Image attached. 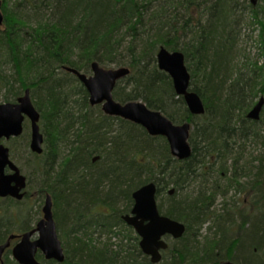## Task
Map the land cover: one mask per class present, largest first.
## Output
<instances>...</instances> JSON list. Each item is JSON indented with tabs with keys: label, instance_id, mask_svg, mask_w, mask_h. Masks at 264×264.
<instances>
[{
	"label": "trees",
	"instance_id": "obj_1",
	"mask_svg": "<svg viewBox=\"0 0 264 264\" xmlns=\"http://www.w3.org/2000/svg\"><path fill=\"white\" fill-rule=\"evenodd\" d=\"M68 6L62 9L63 13L55 23L39 22L36 25L32 19L25 20L21 15L16 16L18 20L7 18V15L8 29L1 32L0 37V90H6L5 100L16 99L24 89L31 88L34 97L40 98L35 103L42 112L43 120L55 125L51 126L53 129L47 135L58 152L60 146H81L79 150L75 148L74 155L70 156L73 161L61 163L68 165L74 162L80 170L73 183L63 178L61 172L50 174L45 163V170L38 171L42 179L40 193L49 191L54 198L61 197V220L63 224L72 225L76 221L68 215L67 206L78 215L81 211L78 208L86 206L88 209L90 205L98 204L93 195L105 189L109 195L107 203L112 207L120 197L126 198L131 205L132 191L146 182L155 181L159 187L158 194L170 201L171 206L168 209L163 207L164 212L185 222L188 227L178 242L181 248L174 246L171 250V254L176 253V264H199L196 256L216 260L222 254L221 242L209 241L211 248L204 250L200 249L199 243V230L208 214H212L210 209L215 203L208 196V188L203 187L196 195H191V200L178 199L177 194L190 188L199 177V170L204 175L217 174L220 177V180L212 178L216 197L225 195L224 189L239 186L241 176L237 177L235 172L225 185L220 181L231 167L238 169L236 158H233V143L238 138L247 140L250 137V126L243 121L256 98L264 94L262 71L258 75H248L233 69L228 44L234 41L230 37L234 26L231 20L226 21L225 13L214 12L217 6L223 9L220 0H214V6L210 0H81ZM211 12L217 24L212 30H207L202 23L206 20L203 16ZM31 28V31H26ZM261 34L264 36V21L261 22ZM161 45L185 53L192 73V86L206 103L207 111L202 117L189 116L182 99L176 98L169 76L158 70L155 52ZM76 52H80L86 62L97 58L106 63L130 65L132 75L125 81L126 85L116 88V99L126 102L142 98L149 107L163 110L177 123L186 118L192 120L195 125L190 139L192 157L185 161L176 160L169 153L165 139L147 135L148 142L141 144V135L135 132L129 134L128 139L124 135L112 137L114 141H111L110 147L102 115L90 116L81 110L75 111L74 106H68L72 93L65 90L58 70L65 63L76 66ZM5 65L12 66V74H3ZM127 86L131 88L124 90ZM81 91L78 93L82 94L81 101L87 104V93ZM227 129L225 139L223 132ZM164 145L165 150L160 151ZM97 154L100 161L92 163ZM213 158L217 161L212 162ZM229 160L235 162L228 163ZM87 175L89 180L82 187L80 182L76 183ZM207 176L201 183L207 184ZM52 178L54 188L49 187ZM260 185L261 182L256 181L253 189ZM170 186L175 188L172 196L166 194ZM6 214L1 208L0 243L9 230ZM89 214L88 210L85 216ZM221 216H215V219L220 221ZM250 229L249 243L257 238L259 243L264 244V219ZM113 252L97 250L96 246L82 248L75 253V262L68 258L66 264H142L148 261L142 255L141 262L139 254H135L118 262ZM52 263L42 261V264Z\"/></svg>",
	"mask_w": 264,
	"mask_h": 264
},
{
	"label": "bare ground",
	"instance_id": "obj_2",
	"mask_svg": "<svg viewBox=\"0 0 264 264\" xmlns=\"http://www.w3.org/2000/svg\"><path fill=\"white\" fill-rule=\"evenodd\" d=\"M80 1L81 0H37V1L33 0V2H31L30 0H17L14 8H12V10L9 11L8 7L6 9V5H7L6 1L0 0V3H1L0 10L3 15V21L2 23H0V37H2L1 32H3L5 29H8V27H6L7 18H11V17L16 18V16L21 15L23 16V19L25 20L32 19L33 22L36 23V25L39 22L55 23L59 19V15L63 13L62 9H66V7L67 8L69 7L68 5H73V3L80 2ZM220 2L222 3L221 7L223 9L218 8L217 6L218 11L216 9L214 10V12L221 13L222 11V13H225L227 17L226 21L231 20V25L234 26V28L231 30L232 36L230 35V37L233 39L235 35L234 32L236 31V27H238V24H239V18L241 17L237 13V10H238L237 2H234V0H220ZM210 4H213L214 6V0H210ZM247 5H248L247 7L248 11L250 12L249 18L254 20V23L260 26V36L261 38L262 37L264 38V36H262L261 34V22L264 21V0H258L257 3H253L252 0H248ZM239 10L241 11L240 6H239ZM201 11H203V9H201ZM211 14L212 12L209 14L207 13V16L205 15L203 16V18L204 19L206 18V20L203 21L202 23L207 26V30H212L213 25L217 24L214 18H212L214 17L213 14L212 15ZM7 15L9 16L7 17ZM195 17L198 18L199 15L196 14ZM233 22H235V25H233ZM31 30L32 28L26 31H31ZM227 42L228 41H226V43ZM262 44H263V47H262L263 50L261 53L262 62L261 63L255 62L254 64H251L252 70L250 73H247V74L251 75L253 73V75H258L260 71H262V77H263L262 80L264 81V41L262 42ZM228 46L233 53L235 41H233L232 44H228ZM162 49H166L170 53L179 51L184 55L185 66L187 67L188 73L190 75L188 92H194L199 96L200 100L202 101L204 105V109H205L204 113L195 114L192 112L191 108L189 107L185 99V95L177 93L175 86H174V80H173L172 75L165 69L160 68L158 60H159V53L162 51ZM125 58L127 59V57ZM75 60L77 62L76 66L65 63V64H62L61 69L58 70L59 78L61 79V82L66 87L65 90L69 93H72L71 94L72 96L70 97L69 102H68V106H72V107L74 106L76 108L75 111L79 112L81 110L84 114L86 113L90 116L95 115V116L100 117L102 115L101 116L103 117L102 122L105 124V127H106V129L104 130L108 132V135H107L108 139L106 137L105 138L107 139V144L110 147H112L111 141H114L112 140L113 139L112 137L114 136L116 137L117 135H124V137L125 138L127 137L126 139H128L129 134H132L133 132H135L138 134V136L141 135V137H139L141 139L140 141L141 144H146L148 142L147 135L151 137H161L165 139V141L167 142V146L170 150L169 153L176 160L185 161L192 157L193 146L191 144L190 139H191L192 131L195 128V125L192 122V120H190L189 118H186L182 122L177 123L173 121L171 118H169L163 110L153 109L149 107V105L142 98L137 99V100H132V101H126V102H122L116 99L114 95L116 88L119 85L121 86L126 85L125 81L128 79L130 75H132V68L130 67L129 64H124V65L116 64L117 67H112V65H115V64L102 62L97 58L89 59L86 62V60L83 59L82 55H80V52L79 53L76 52ZM155 64L157 65V68L159 71L164 72L169 76L171 83H172V89L176 95V98L182 99L185 110L187 111L189 116L202 117L203 115H205L207 111L206 103H205L203 96L199 92L194 90L192 86V73L187 65L185 53L180 50L172 51L168 49L167 47H165L164 45H161L158 47V49L155 52ZM95 65H97L98 68H101L107 71L108 70H118V69L129 70V73L126 76L116 81L115 87L112 91L113 99L116 104H120L123 106L127 103H133V102L142 103L146 106L148 110L160 112L164 117H166L176 126L183 125L186 123L190 124L188 144L190 145V148H191V155L187 158L181 159L178 156L173 154L171 145H170V142L167 136L161 135V134L159 135L151 134L145 126H143L142 124L134 120H131V119L119 116V115H111V114L106 113L103 110V105L105 101L102 103L93 105L90 101V92L88 88L86 87V85L84 84V82L81 81L79 74L86 75L87 78L94 76L95 75V72H94ZM2 70H3V74H12L13 68L11 65H5ZM73 70L76 71L77 73L74 72ZM75 88H78V93H81L82 92L81 90L86 91L87 93L86 103L87 104L80 103L82 101L74 99V96H76V93H77V91H75L76 90ZM130 88L131 86H127V89H124V90H129ZM27 90H29L31 101L36 111L40 115L39 120L36 123L39 127V133L43 135L42 151L38 152L32 148L34 122H33L32 117L28 113L22 112L21 115L23 117V121L21 124L22 126L21 133L18 135L11 134L9 137L3 136L1 139V143H3L7 148H9V160L18 168L20 174L26 178V186L23 189H20L19 191V194L23 195L21 198H18L11 194H8L5 196L0 195V211L2 208L4 211L7 212L6 215H8L9 217L6 222L7 226H9V230H8L7 236L5 237V240L0 243V247L6 244L9 240L11 241V245L6 247V249L1 254L0 264H12L13 262H15L16 264H22L14 256L13 248L16 244L21 242L24 234L37 229L39 222L42 219H44L45 217L44 207H45L48 196H50L52 200L51 210H52L53 218L56 224L57 235L61 242V248H62V254L64 256V260L60 261L55 257L48 259L46 255L44 254V252L39 248L35 256L39 264H42L43 260L47 262H53L52 264H66L68 258H70L72 262H75L74 261L76 260L75 253H77L79 249L81 250L82 248H89L91 246H96L97 250L98 249L103 250V251L108 250L109 252L114 251L113 256H115V259L118 262L132 255L139 254L137 256L139 257L141 262L143 260L142 255L148 258V261H145L142 264H176V253L171 254V250L173 249L174 246L177 247L178 249L181 248V245H179L178 242L184 237V235L187 232L188 227L185 222L179 219L173 218L164 212L163 210L164 206L162 203H164L166 200L167 201L169 200L166 197L162 198L158 194L159 187L155 181L146 182L140 185L139 187H137L136 189H134L132 191L133 201L131 205H129V202L126 198L120 197L118 198L119 200H116V203H114L113 205L114 207H112L111 205L107 203L109 195H108V192H106V189L102 192H96L98 194L97 195L94 194L93 199H97L95 201L98 204H92L88 207V209L86 206H84L83 208H78L81 210L78 215L77 213L72 212L70 207L67 206L68 215H70L71 218L73 217L77 223L75 222L74 224L69 225V223L66 222L67 224H63L61 220L62 217L59 211L60 209L59 200L61 197L59 199L54 198L53 194L49 191L46 193H40L39 188H40V183L42 179L39 177L41 174L38 171L45 170L44 165L46 163L45 166L48 168L50 174H53L54 171H57V173L61 172L63 178H68L71 181L70 183H73L72 182L73 178L77 177L80 174V170H78L75 167V165L73 164L74 162H71L68 165L66 164L61 165V163L65 161H73L74 159L71 157L74 155L75 148L76 150H79L81 146H77V144L71 145L68 148H66L65 146H60V149H59L60 151L58 152V148L56 147V145L51 143V137L47 135V133L51 131V129H53L55 125L51 121L49 123L43 120L42 112L35 103V101H40V98L34 97L33 90L31 88L24 89L18 95L16 99H13L10 101L5 100L6 98L4 94L6 93V90H0V93L2 94V97H1L2 99H0V105L19 104L20 103L19 99L25 95ZM261 99H264V94H260L259 99L252 105L251 108L248 109V111L246 112L245 121H243V123L248 124L250 126L251 132L248 135L250 137L251 136H254V137L261 136V131L258 126H259V123L263 121L264 105L262 106V109L259 113L258 118L249 117V114L251 113V111H253V109L260 102ZM95 109L98 110L97 113ZM170 110L174 112L173 109H170ZM176 115H179V114H176ZM197 121L200 122L201 120H197ZM238 122H240V119H238ZM26 125L29 126L30 132L27 130ZM223 136L226 139V137L228 136V129L225 130V132H223ZM126 139L122 141H126ZM241 139H244V138H238L235 141V143H233L234 151H235V146L238 144V141H240ZM19 141L21 142L20 144L24 147L26 153L30 155L28 158V162L25 166L22 163L20 164L16 162V160L14 159L15 158L14 155L16 151L14 143L19 142ZM6 142H10L9 145H7ZM47 142L49 143L48 147H47ZM96 142L99 143L100 141L96 140ZM164 150H165V145L162 148H160V151H164ZM129 153H131L130 154L131 156L133 155L132 152L129 151ZM212 160H213L212 162H215L217 161V158H213ZM99 161H100V156L97 154L93 157L92 163H98ZM231 163L233 164L234 161ZM210 165H208V167L212 169V166ZM231 169L233 170V171L232 170L230 171L232 176L234 172L237 173V175L239 174L237 177H240L241 175H243V173H240L238 169L234 170V168L232 167ZM14 173H15V170L12 169L11 166L7 164L4 169V174L12 175ZM34 174L37 177L36 182H34L32 178ZM197 174L199 176L198 178L200 179V184H201V180H203L204 177L208 175V174L204 175L203 173H201V170H199ZM223 176L225 175L223 174ZM232 176H230V178H232ZM207 177L209 179L207 181V184L206 185L204 183L202 184L204 185V187H207L208 185L207 187L208 196L211 200L213 199L214 201H216L218 196L216 197V190L214 191L213 189L214 184L210 182H212V178L217 179L218 177L219 179L217 180H220V177L217 174H210ZM225 177L224 178L222 177V179H225ZM168 179L169 178L167 177L166 180ZM88 180H89V177L87 175L85 179L83 178L81 181L78 179L76 183L80 182V185L82 187V185H84L86 181ZM256 181H260L261 185L258 188L253 189V186ZM239 182H240L239 186L237 185L235 187H231L230 189H227V190L225 189L226 191L225 195L223 194L221 196L223 197L226 196L227 192H229L232 189H234L235 192H239V194L248 192L254 198L253 205L249 207V202L247 200L245 201L243 200L242 204L244 203L243 206L245 210L239 211L238 210L239 208L237 209V205H239L240 200H238V201H235L231 209H224L223 210L224 212H220L221 210H215V209L211 210L210 209L212 214L211 215L208 214L207 220L201 225V228L199 230V233H201L203 226L207 225L204 229V232H203L204 234L201 233L200 242H199L201 245L200 249H203V250L208 249V248L210 249L211 242L209 241H220L221 243H219V246L221 245L222 254L221 256L217 257L216 260L203 258L201 256H196L199 261V264H226L229 262L232 264H239L235 258H237L241 264H259V263L263 264L264 263V244L259 243L256 240L257 238H253V237L252 238L254 241H250L249 243L250 236L248 235L249 229L252 227H255V225L259 221L262 222V219H264V212L262 211L260 212V208H259L260 204L264 202V160L261 159L260 164L257 166V173L255 174L254 178L251 179V181L242 182V178H241L239 179ZM150 183H154L156 186L155 199H156V205H157L159 214L161 216H165V217L170 218L171 220L179 222L185 226V231L183 235L180 237H175L172 233H166L162 236L160 241L164 242L167 245V247L160 249L161 259L157 262L152 261V255L145 253L144 249L141 246V241L143 240L142 235L138 232L135 226L129 224L125 219V216L127 215L134 216V214L132 213L134 206H135V198L133 194L137 190H139L141 187L147 184H150ZM208 183L211 185H209ZM50 184L51 185L49 187L54 188L53 178L50 179ZM15 185L16 183L13 182L11 184V187H14ZM201 188L203 187H200V189ZM31 190H34V193H30ZM199 190L186 192L179 199L185 198L186 200L187 199L191 200L192 199L191 195L193 194L196 195ZM166 192H167L166 193L167 195L172 196L175 194V188L170 186L166 190ZM34 195H37V198L40 201V210H39L40 217L38 219L35 218L34 221H31L32 220L31 211L27 207V202ZM160 198L162 200V203H159ZM122 200L126 201L127 203L125 208H121L119 205ZM213 206L211 208H213ZM88 210L90 211V214L88 216H85V213ZM255 210L256 211L258 210L259 213L254 214ZM253 215L255 216L253 217ZM215 216H221V220L218 221L217 219H215ZM234 216L237 219L239 218L240 220L239 224L238 222L236 223ZM236 225L239 226L238 227L239 229L237 231L234 230V226ZM246 226H248V229L245 228ZM243 229L244 230L246 229V230L243 231ZM104 237H107V241L101 242L100 239ZM39 238H40V233L39 231H36L31 236V241H35ZM77 239H79V242ZM233 255H235V257ZM110 258H113V257L110 256ZM127 264H130V263H127Z\"/></svg>",
	"mask_w": 264,
	"mask_h": 264
},
{
	"label": "water",
	"instance_id": "obj_3",
	"mask_svg": "<svg viewBox=\"0 0 264 264\" xmlns=\"http://www.w3.org/2000/svg\"><path fill=\"white\" fill-rule=\"evenodd\" d=\"M257 1L252 0L253 3H257ZM2 21L3 15L0 10V23ZM158 61L160 68L165 69L172 75L177 93L185 95V99L192 112L195 114L204 113V105L199 96L194 92H188L190 75L185 66L184 55L179 51L170 53L166 49H162L159 53ZM94 69L95 75L90 78L79 74L81 81L84 82L90 92V101L93 105L105 101L103 110L106 113L134 120L145 126L151 134L167 136L173 154L181 159L191 155V148L188 144L190 124L186 123L176 126L160 112L150 111L142 103L133 102L123 106L116 104L112 91L116 81L126 76L129 70L118 69L107 71L98 68L97 65L94 66ZM19 102V104L0 105V195L11 194L21 198L23 195L19 194V191L26 186V178L20 174L18 168L9 160V148L1 143V139L3 136L9 137L11 134L18 135L21 133L22 112L28 113L33 119L32 148L35 151H42L43 135L39 133V127L36 122L39 120L40 115L31 101L29 90L19 99ZM263 105L264 99H261L253 111H251L249 117L258 118ZM7 164L15 170L14 174H4ZM13 182L16 185L11 187ZM155 193L156 186L154 183L147 184L137 190L133 194L135 206L132 213L134 216L127 215L125 219L129 224L135 226L142 235L141 246L145 253L152 255V261L157 262L161 259L160 249L167 247L164 242L160 241L162 236L166 233H172L175 237H180L185 231V226L159 214ZM51 201V197L48 196L44 207L45 217L39 222L37 229L24 234L21 242L13 248L14 256L22 264H39L35 258L39 248L48 259L55 257L60 261L64 260L61 242L57 235L56 224L51 210ZM36 231H39L40 238L31 241V236ZM10 245L11 241L9 240L0 247V257L6 247Z\"/></svg>",
	"mask_w": 264,
	"mask_h": 264
},
{
	"label": "rangeland",
	"instance_id": "obj_4",
	"mask_svg": "<svg viewBox=\"0 0 264 264\" xmlns=\"http://www.w3.org/2000/svg\"><path fill=\"white\" fill-rule=\"evenodd\" d=\"M5 1L7 3L6 9L8 7L9 11H11L12 8H14L17 0H5ZM30 1L33 2V0H30ZM234 2H237V5H238L237 13L241 17L239 18L238 27H236V31L234 32L235 35H234L233 40L235 41V46H234V52L230 56L231 65L233 69L235 70V72L240 70L241 72L250 73L252 70L251 64H254L255 62H259V63L262 62L261 53L263 50L262 42L264 41V38L263 37L261 38L260 36V26L254 23V20L249 18L250 12L248 11V8H247L248 0L247 1L246 0H234ZM239 6L241 8V11L239 10ZM112 67H117V66L115 64V65H112ZM75 89H76L75 91H77V94L76 96H74V99L81 101L82 95L78 94V88H75ZM1 97H2V94L0 93V99H2ZM259 97L256 98L255 102L259 99ZM95 110L97 113L98 110L97 109ZM26 126H27L26 127L27 130L30 132L29 126L28 125ZM258 127L260 128L262 137L261 136L259 137L251 136L247 140L241 139L240 141H238V144L235 146L236 153L233 155V158H236L235 165L238 166L240 173H243V175H241L242 182L251 181V179L254 178L255 174L257 173V166L260 164L261 159L264 160V117H263V121L259 123ZM9 143L10 142H6L7 145H9ZM20 143H21L20 141L14 143L15 150H16L14 159L16 160V162L20 164L22 163L25 166L28 162V158L30 155L26 153L24 147ZM230 162L231 160L228 161V163ZM244 169H245V172H244ZM231 170L232 169L229 170L227 176L225 175L226 177L223 176V178L225 177V179H222L220 181V184H224V185L226 184V181L230 178V176H232L230 172ZM32 178L34 182H36L37 177L35 176V174L32 176ZM217 179L219 178L217 177ZM200 187H204V185L202 183L200 184V179L197 178L196 181L191 184L189 189L186 188L184 190H180L177 198L179 199L186 192H189L191 190H199ZM30 193H34V190H31ZM238 200H240L239 205H237V209L239 208L238 209L239 211L245 210L243 206L244 203L242 204L243 200L244 201L247 200L249 202V207L252 206L254 202V198L248 192L239 194V192H235V190L232 189L229 192H227L226 196L224 197L221 195L218 196L211 210L215 209V210H221L220 212H224L223 211L224 209H231L235 201H238ZM159 203H162L161 198L159 199ZM162 204L166 209H168L171 206L170 202L167 200ZM119 205L121 208H125L127 203L126 201L122 200ZM27 207L31 211V216H32L31 221H34L35 218L38 219L40 217V214H39L40 201L38 200L37 195H34L33 197H31V199H29V201L27 202ZM259 208H260V212L261 211L264 212V202L260 204ZM254 212H255L254 214L259 213L258 210L257 211L255 210ZM235 216H234V219L236 220V223L238 222L239 224L240 220L239 218L237 219ZM254 216L255 215H253V217ZM206 226L207 225L203 226V229L201 230L202 234H204L203 232ZM238 227L239 226L237 225L234 226V230L237 231L239 229ZM245 228L248 229V226H246ZM245 230L243 229V231ZM100 240L101 242L107 241V237L101 238ZM233 256L235 257V255ZM235 259L239 264H241L237 258Z\"/></svg>",
	"mask_w": 264,
	"mask_h": 264
}]
</instances>
